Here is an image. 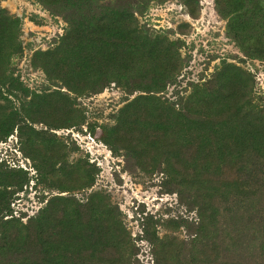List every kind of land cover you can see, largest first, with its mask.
I'll list each match as a JSON object with an SVG mask.
<instances>
[{
    "label": "trees",
    "instance_id": "16d2710c",
    "mask_svg": "<svg viewBox=\"0 0 264 264\" xmlns=\"http://www.w3.org/2000/svg\"><path fill=\"white\" fill-rule=\"evenodd\" d=\"M37 1L69 26L54 48L35 52L33 65L79 96L112 84L139 92L114 115L113 125H101L99 132L89 125L92 133L127 164L162 172L165 191L198 209L194 228L186 220L170 221V227L188 230V240L161 237L160 220L142 216L140 237L151 244L154 263L235 264L215 262L220 198L233 201L236 213L256 216L264 231V98L256 92L255 75L225 59L208 80L193 83L187 97L172 100L165 93L184 68L185 42L139 24L137 14L155 0ZM182 3L197 16L199 0ZM215 7L245 57L264 61V0H215ZM20 36L21 18L0 6V98L7 100L0 103V140L18 131L41 183L62 193L92 188L99 167L88 160L70 163L67 146L33 125L80 127L85 111L70 92L30 91L15 75L14 59L24 53ZM31 178L0 161V264H140L119 207L102 192L86 200L54 195L26 221L15 214L14 197Z\"/></svg>",
    "mask_w": 264,
    "mask_h": 264
},
{
    "label": "rangeland",
    "instance_id": "374dc122",
    "mask_svg": "<svg viewBox=\"0 0 264 264\" xmlns=\"http://www.w3.org/2000/svg\"><path fill=\"white\" fill-rule=\"evenodd\" d=\"M0 6L21 18L20 40L24 53L14 59L15 75L30 91L43 93L61 89L70 92L64 86L60 87L61 84L52 83L42 68L33 65L35 52L54 48L59 37L67 31L69 25L65 19L53 15L37 0H0ZM137 15L141 26L165 34L172 40L185 42L180 48L181 57L185 60L184 68L176 83L168 87L165 93L168 98L177 100L179 96L187 97L193 83L201 84L208 80L225 59L250 70L256 77V92L264 98V61L246 58L227 36V20L217 12L215 0H199L196 17L189 13L182 0H155L145 13ZM70 94L76 99V107L85 111V124L69 128H50L42 122L33 125L37 130H50L60 143L67 146L70 163L88 160L96 164L100 170L96 183L89 189L63 193L55 185L50 187L41 183L38 169L34 161L23 153L18 131L15 130L6 141L0 140V161L6 160L11 167L23 168L32 178L15 195L12 203L14 213L23 215L26 221L54 195L73 194L80 200H86L91 193L102 192L111 204L119 207L121 219L139 248L137 256L140 264H155L151 244L140 237L143 234L142 216L153 214L160 220L158 231L161 237L169 235L188 240V230L185 227L172 228L170 221L186 220L190 228H194L200 220L198 209L182 204L177 193L165 191L162 185L165 175L162 172H146L133 163L127 164L123 156L115 155L92 133L89 125H97V132L101 125H113L114 115L139 92L129 94L123 87L112 84L96 94ZM9 97L16 101L13 95ZM6 102V99L0 98L1 104ZM232 202L227 204L224 198L218 201L221 213L216 227L218 238L215 243L219 248L215 262L264 264V231L258 224V218L246 210L236 213Z\"/></svg>",
    "mask_w": 264,
    "mask_h": 264
}]
</instances>
